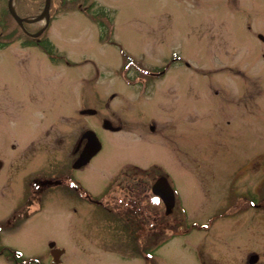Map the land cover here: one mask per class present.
I'll return each mask as SVG.
<instances>
[{
  "label": "rangeland",
  "instance_id": "374dc122",
  "mask_svg": "<svg viewBox=\"0 0 264 264\" xmlns=\"http://www.w3.org/2000/svg\"><path fill=\"white\" fill-rule=\"evenodd\" d=\"M7 1L0 0V14ZM68 1L52 0L49 29L41 36L67 56V63L51 65L39 49L20 50L18 42L0 50V142L10 135L23 140L36 122L49 118L55 122L46 121L43 130L50 126V134L62 135L66 145L85 125L75 119V110L81 105L97 110L96 118L84 120L98 132L104 149L84 175L89 189L98 192L112 169L131 156L162 162L170 147L174 156L173 139L182 165L172 175L187 217L168 228L183 232L152 247L153 259L147 262L117 214L90 204L72 213L68 204L54 200L40 214L0 232V251L5 246L49 264L47 248L53 241L64 250L59 264H245L248 252L264 248V214L230 211L224 199L228 184L237 194L247 187L243 196L249 198V183L257 177L264 194V0H73L72 6ZM90 4L109 11L113 23L114 33L101 43L98 26L80 11ZM6 17L8 32L17 34ZM162 57L178 66L170 64L146 94L111 76L114 70H129L128 58L142 64L136 70L167 68ZM30 92L37 95L34 114L16 116L18 98ZM101 101L108 106L99 111L95 105ZM101 115L115 126L119 120L122 131H101ZM149 124H155L157 136H167L170 147L137 144L150 137ZM36 157L26 171L43 167L42 155ZM0 159L6 164V150H0ZM246 159L248 168L240 173ZM17 197L0 191V222ZM153 227L164 230L157 241L169 235L160 222ZM0 264L13 263L0 255Z\"/></svg>",
  "mask_w": 264,
  "mask_h": 264
},
{
  "label": "flooded vegetation",
  "instance_id": "af4514ba",
  "mask_svg": "<svg viewBox=\"0 0 264 264\" xmlns=\"http://www.w3.org/2000/svg\"><path fill=\"white\" fill-rule=\"evenodd\" d=\"M0 23L2 25V22ZM95 25L98 26L100 31H103V28L99 24ZM4 30L5 27H2L0 30V50L7 48V39L4 38L6 32H4ZM44 45L41 44L40 41L32 39H21L18 41V47L20 50H25L26 48L39 49V47ZM44 58L51 65H54L48 55H45ZM162 58L163 64L168 63V66L167 68H163V66L160 67V70L157 73L159 75L154 76L153 79H163V77L166 76V70L170 68V64L172 65L171 67L178 66L177 63L172 64L164 57ZM171 59L174 60L173 58ZM126 74L136 75L137 73L129 71ZM143 78V82H135L131 87L134 92L140 95L149 91L151 88V83L148 81L150 77ZM82 92L80 93L81 95L79 99H77V105L79 106L83 104ZM114 98L116 97L113 95L109 101ZM18 100H20V102L17 103V107L20 111L14 112L16 116L20 114H23L24 116L34 114L36 108H33L35 106L31 105L35 104L37 100L36 94L30 92L19 97ZM101 103L102 101L100 104ZM100 104L97 103L95 105L98 107L99 111L101 108L106 109L108 106L106 101L103 102L102 105ZM25 107L27 108L25 109ZM81 107L82 105L77 110V113L74 109V116H76L75 119L78 116V118L83 120L85 125L84 127L82 126L76 138L73 137L67 139L66 145H64L66 139L64 140L62 135H55L54 133L50 134V126L43 130L46 121L47 123L48 121H51L48 125L55 122L54 119L50 120L49 118H46L47 120L45 119L36 122L37 124L33 126L35 127V130L31 135L25 136V139L23 140H19L16 135H10L9 137H6L4 141L0 142V150H6L8 158L6 164L0 159V172L5 168L0 191L4 196L7 190H10L18 196L14 204L15 208L4 221L0 222V232L24 221L22 218L23 215H19L18 212L26 211L28 213L29 210L32 209L33 213L38 212V214H40L43 207L46 204H51L54 200L63 201V203L68 204L71 207L72 213H76V207L84 204L100 207H105L107 204H111L116 208L115 212L118 213L117 215L119 218L125 221V223L137 221L139 226L137 238H140V235H143L145 245L148 247L152 234L150 222H152L153 219L156 220L157 216L165 228L166 224L170 223L178 225L183 221V207L178 198L179 196L176 191L175 180L172 175L173 171L176 172V170L182 165L179 144L171 139L172 144H175L173 148L176 150L173 156V150L170 147V143H168L167 136H157L155 133V124H149L147 129L150 132V137L143 139L137 144L142 143L147 146L153 142L156 145H161L163 147L164 142L165 148H168L170 145V154L168 152V156L165 159H162L164 160L162 162L158 160L160 158L155 157H153L152 160L150 158L145 160L143 156H131L127 158V160L118 163L112 169V173H110L112 176L109 177V182H105L100 191H92L86 184L84 174L91 162L103 151L104 143L98 132L93 128L101 143V148L98 153L91 157L86 163H83L84 161L80 160V155L86 148L88 142V138L84 135L85 131L88 129V125L87 121L84 119L87 117H95L97 115V110L93 113H85V109H82ZM26 110L27 112L24 113ZM45 113H47V110L42 112L44 117ZM61 115L59 117H61ZM105 121H107L108 126L106 128L104 126ZM41 122H43V124ZM99 124L100 130L108 133L119 134L123 129L122 123H120L119 120L115 126L110 120L103 116L100 118ZM11 137L13 139L12 141L10 139ZM63 147L65 150L61 151ZM138 154L141 153L138 152ZM38 155H42L40 159L44 162L43 167L40 169H28L26 171V166L35 160ZM247 164L248 161L246 159V163L241 166L238 171L240 173L246 171L248 168ZM159 179L166 180L168 186L173 192V196L168 194V187L164 182L157 183ZM258 179L259 178L257 177L256 181L249 183V198L243 196V191L246 192L247 187L237 194L232 184H228L225 190L224 199L225 205L228 203L227 209H230V211L233 207L234 211L237 208L242 211L258 209L259 212L262 211L264 214V194H260V189H257V186L260 183ZM153 186L154 189L156 188L157 190L164 191V193H162L163 195L156 192V194L163 196L164 202L154 198ZM152 199L158 203L156 206L158 209L154 212L152 210ZM50 248L49 251L51 250ZM255 250L256 252L250 251L246 254L244 258L245 264H260V257L264 248Z\"/></svg>",
  "mask_w": 264,
  "mask_h": 264
},
{
  "label": "water",
  "instance_id": "95a60500",
  "mask_svg": "<svg viewBox=\"0 0 264 264\" xmlns=\"http://www.w3.org/2000/svg\"><path fill=\"white\" fill-rule=\"evenodd\" d=\"M11 1L12 0H9V3H8V8H9V12L11 13L12 17L16 20V22L22 27V23L24 21H29L27 19H22V18H19L12 5H11ZM49 3H50V0H45L44 1V7H43V10L42 12L39 14V16H37L36 18L30 20V21H37V20H41L42 18H45L46 20V23L44 25V27L42 29H40L37 33L33 34L32 36L33 37H36L38 36L39 34L42 33V31L46 28L47 24H48V9H49ZM87 112H91V110H88ZM94 137V140L92 139V137ZM87 137L89 138V144H88V147L85 148L81 158L86 160L88 159L93 153H95L97 150H98V142H97V139L95 138V135L93 132L91 131H88L87 132ZM60 252H54L52 253V256H53V260L52 262L53 263H57L58 262V256H59Z\"/></svg>",
  "mask_w": 264,
  "mask_h": 264
},
{
  "label": "trees",
  "instance_id": "16d2710c",
  "mask_svg": "<svg viewBox=\"0 0 264 264\" xmlns=\"http://www.w3.org/2000/svg\"><path fill=\"white\" fill-rule=\"evenodd\" d=\"M43 2L44 0H37L34 2H29L27 3L24 0H16V10L17 13L20 16H28V15H35L38 14V12L41 10L42 6H43ZM15 29L16 32L18 30V32H20V29L18 28L17 25H15ZM13 36V37H12ZM16 35V33L14 34V32L11 30L10 32H8V39L10 37L14 38Z\"/></svg>",
  "mask_w": 264,
  "mask_h": 264
}]
</instances>
